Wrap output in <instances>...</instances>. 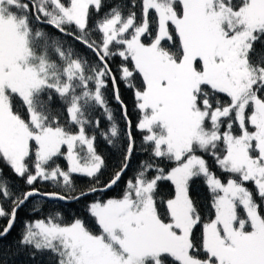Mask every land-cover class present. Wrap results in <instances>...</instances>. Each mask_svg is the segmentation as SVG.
<instances>
[{
  "label": "snow or ice",
  "instance_id": "obj_1",
  "mask_svg": "<svg viewBox=\"0 0 264 264\" xmlns=\"http://www.w3.org/2000/svg\"><path fill=\"white\" fill-rule=\"evenodd\" d=\"M25 207L0 264H264V0H0V240Z\"/></svg>",
  "mask_w": 264,
  "mask_h": 264
},
{
  "label": "trees",
  "instance_id": "obj_2",
  "mask_svg": "<svg viewBox=\"0 0 264 264\" xmlns=\"http://www.w3.org/2000/svg\"><path fill=\"white\" fill-rule=\"evenodd\" d=\"M119 88H120L121 98L123 99L124 103L127 105L128 115L133 124L132 131L136 137L137 144L139 145L140 134L134 128L135 122L137 120V112L134 109V98H133L132 92L131 90L126 89L123 83H120ZM108 94H109V97H111V85H109ZM112 106L113 108L116 109V116L119 119L120 117L119 105H116L114 102H112ZM119 123H120V126L123 128L124 127L123 120H120ZM104 126H105V121L102 120L101 127H104ZM96 147H97V151L106 158L108 165H109V169H111V167L118 162L117 157L113 154V150L100 138H98L96 141ZM144 158H145V154H142V153H138L137 155H134L133 160H132V167L135 168L137 163L141 159H144ZM60 163L64 164L65 161L61 159ZM5 174L10 175V172L7 168H5ZM128 174L131 175V171H129ZM13 179H15V177H13ZM76 181H77V184L83 185L87 182V178L86 177H76ZM17 183L19 184L20 182L17 181ZM119 191H120L119 188H114L113 190L109 191L106 195L109 197L115 196L119 193ZM162 191L166 193L168 191L167 187L162 189ZM193 194L197 195V198L201 200V202H203L205 198L207 197V190L203 187L202 184L198 182L197 185L194 187ZM29 207H25L20 210L17 216V223H16L15 228L12 230L11 234L6 239L0 240V251L5 249L8 245L13 244L14 241L18 238L19 232L23 226V222L29 218ZM52 208H58L59 210L64 212L66 217H69L72 213L81 214L82 205L76 204V203L63 204V202H56V203L50 202L46 205L45 211H48ZM4 223L5 222L3 220H0V226H2ZM13 250L15 251V249ZM44 259L45 258L37 257V260L33 261L29 257L27 252H22L18 255H13L9 260V264H42V261Z\"/></svg>",
  "mask_w": 264,
  "mask_h": 264
}]
</instances>
